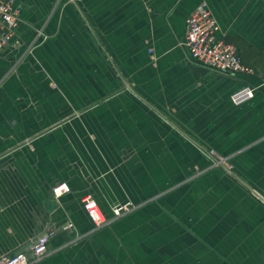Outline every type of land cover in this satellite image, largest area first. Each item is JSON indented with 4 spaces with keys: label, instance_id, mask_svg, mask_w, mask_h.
Listing matches in <instances>:
<instances>
[{
    "label": "crops",
    "instance_id": "obj_1",
    "mask_svg": "<svg viewBox=\"0 0 264 264\" xmlns=\"http://www.w3.org/2000/svg\"><path fill=\"white\" fill-rule=\"evenodd\" d=\"M13 1L0 257L53 228L32 264H264V0ZM201 2L252 74L191 59L186 20ZM243 87L254 96L233 104ZM86 196L108 225L94 228Z\"/></svg>",
    "mask_w": 264,
    "mask_h": 264
},
{
    "label": "built area",
    "instance_id": "obj_2",
    "mask_svg": "<svg viewBox=\"0 0 264 264\" xmlns=\"http://www.w3.org/2000/svg\"><path fill=\"white\" fill-rule=\"evenodd\" d=\"M20 23V11L13 0H0V54L13 47L17 41V28ZM192 60L213 69L228 74H252L251 68L245 66L237 48L225 40L220 27L208 9L206 2H201L190 13L186 20V31L183 40ZM254 96V89L243 87L235 91L230 99L233 104L240 105ZM207 155L216 165H224V159L207 151ZM69 187L61 183L52 188L51 193L55 199L67 194ZM82 208L93 223L94 228H101L110 223L97 203L90 196L82 200ZM134 208L132 203H123L112 208V219L120 218L123 214ZM55 234L53 228L47 229L38 242L31 248L33 260H29L25 253L13 256L0 257V264H32L47 253L48 242Z\"/></svg>",
    "mask_w": 264,
    "mask_h": 264
},
{
    "label": "water",
    "instance_id": "obj_3",
    "mask_svg": "<svg viewBox=\"0 0 264 264\" xmlns=\"http://www.w3.org/2000/svg\"><path fill=\"white\" fill-rule=\"evenodd\" d=\"M189 140L192 142V139L189 138ZM228 172L231 173L230 171H228ZM42 236H43V234L38 236V238L35 239L34 241H32L31 243H28L27 245L22 247L19 251L13 253V255H17V254H20V253H25L29 260H33L34 256H33V253L31 251V248H32V246L34 244H36L38 242L39 238H41ZM13 255H11V256H13Z\"/></svg>",
    "mask_w": 264,
    "mask_h": 264
},
{
    "label": "rangeland",
    "instance_id": "obj_4",
    "mask_svg": "<svg viewBox=\"0 0 264 264\" xmlns=\"http://www.w3.org/2000/svg\"><path fill=\"white\" fill-rule=\"evenodd\" d=\"M215 155H217V154H215ZM219 156V155H218ZM211 160H212V162H213V165H215V166H218V165H216V164H214V160L211 158Z\"/></svg>",
    "mask_w": 264,
    "mask_h": 264
}]
</instances>
